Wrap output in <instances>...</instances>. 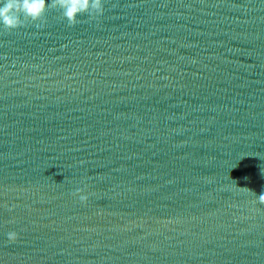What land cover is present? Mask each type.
I'll use <instances>...</instances> for the list:
<instances>
[{
	"label": "water",
	"instance_id": "obj_1",
	"mask_svg": "<svg viewBox=\"0 0 264 264\" xmlns=\"http://www.w3.org/2000/svg\"><path fill=\"white\" fill-rule=\"evenodd\" d=\"M79 19L0 25V264H264V0Z\"/></svg>",
	"mask_w": 264,
	"mask_h": 264
},
{
	"label": "clouds",
	"instance_id": "obj_2",
	"mask_svg": "<svg viewBox=\"0 0 264 264\" xmlns=\"http://www.w3.org/2000/svg\"><path fill=\"white\" fill-rule=\"evenodd\" d=\"M50 9L59 10L68 25L80 23V17L87 15L90 19H97L105 12V0H0V25L6 31L26 27L29 22L41 27L47 22ZM82 204H86L89 196L84 189H77L72 193ZM260 203H264V192L257 195ZM9 242L15 243L19 234L15 231L7 233Z\"/></svg>",
	"mask_w": 264,
	"mask_h": 264
}]
</instances>
